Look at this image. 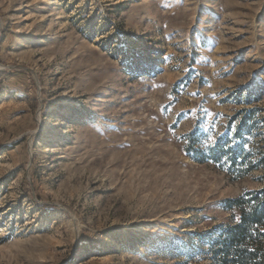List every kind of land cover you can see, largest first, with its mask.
I'll return each mask as SVG.
<instances>
[{
	"label": "rangeland",
	"instance_id": "374dc122",
	"mask_svg": "<svg viewBox=\"0 0 264 264\" xmlns=\"http://www.w3.org/2000/svg\"><path fill=\"white\" fill-rule=\"evenodd\" d=\"M249 112L264 0H0V264H214L264 173L189 153Z\"/></svg>",
	"mask_w": 264,
	"mask_h": 264
},
{
	"label": "trees",
	"instance_id": "16d2710c",
	"mask_svg": "<svg viewBox=\"0 0 264 264\" xmlns=\"http://www.w3.org/2000/svg\"><path fill=\"white\" fill-rule=\"evenodd\" d=\"M251 118L249 112L239 120L233 139L228 140L226 134L209 148L193 150L190 156L198 162L220 164L234 180L257 169L264 173V150L255 157L244 144V134L251 132ZM225 206L232 212V221L218 226L211 241L214 264H264V185L226 199Z\"/></svg>",
	"mask_w": 264,
	"mask_h": 264
}]
</instances>
